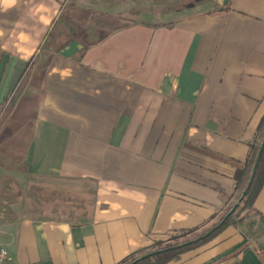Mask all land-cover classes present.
I'll return each mask as SVG.
<instances>
[{
	"label": "crops",
	"instance_id": "1",
	"mask_svg": "<svg viewBox=\"0 0 264 264\" xmlns=\"http://www.w3.org/2000/svg\"><path fill=\"white\" fill-rule=\"evenodd\" d=\"M77 2H0V146L27 176L98 186L76 221H0L8 264H119L205 226L264 116V0H186L111 31L76 22ZM166 264H264V185Z\"/></svg>",
	"mask_w": 264,
	"mask_h": 264
},
{
	"label": "rangeland",
	"instance_id": "2",
	"mask_svg": "<svg viewBox=\"0 0 264 264\" xmlns=\"http://www.w3.org/2000/svg\"><path fill=\"white\" fill-rule=\"evenodd\" d=\"M74 15L88 31L101 27L111 31L148 19L149 11L160 14L185 6L186 0H78ZM74 9L77 10L75 7ZM84 10V11H83ZM79 14V15H77ZM6 126L5 135H13ZM0 146V221L14 227L21 219L48 218L76 221L92 212L97 184L87 179L27 176L10 138Z\"/></svg>",
	"mask_w": 264,
	"mask_h": 264
},
{
	"label": "trees",
	"instance_id": "3",
	"mask_svg": "<svg viewBox=\"0 0 264 264\" xmlns=\"http://www.w3.org/2000/svg\"><path fill=\"white\" fill-rule=\"evenodd\" d=\"M264 138V116L261 119L255 139L253 143L249 145V153L248 156L242 166L241 169H239L235 176V189H234V196L232 200L217 214L213 215L211 219L205 224V226L190 230L181 232L177 235L172 236L167 242L156 244L153 249L141 256L131 255L127 258H125L123 261H121L119 264H166L170 260L176 258L180 253L189 250L191 248L197 247L210 239H212L216 234H218L221 230H223L226 226L231 224L233 220L240 216V214L245 210H250L252 208V204L254 199L256 198L258 192L260 191L261 187L264 185V147L258 162V166L255 172V175L253 177L252 183L248 189V192L246 196L241 200L239 205L237 206L236 210L227 218V220L218 228L216 229L212 234H210L207 238L198 241L197 243H194L190 246L184 247L182 249L170 251L164 254H158L153 255L149 257H145V255L150 254L152 252H156L158 250L167 249L170 247L177 246L179 244H183L185 242L194 240L206 232H208L210 229L215 227L220 220L230 211V209L236 204L238 201L242 191L244 190L247 181L250 176V172L257 154V151L260 147V144Z\"/></svg>",
	"mask_w": 264,
	"mask_h": 264
},
{
	"label": "water",
	"instance_id": "4",
	"mask_svg": "<svg viewBox=\"0 0 264 264\" xmlns=\"http://www.w3.org/2000/svg\"><path fill=\"white\" fill-rule=\"evenodd\" d=\"M263 147H264V138L260 144V147L257 151V154H256V157H255V160H254V163H253V166H252V169H251V172H250V176H249V179L247 181V184L244 188V190L242 191L238 201L236 202V204L230 209V211L220 220V222L215 226L213 227L212 229H210L208 232H206L205 234H203L202 236L194 239V240H191V241H188V242H185L183 244H179L177 246H174V247H170V248H167V249H163V250H158L156 252H152L150 254H147L145 255V257H149V256H153V255H158V254H164V253H167V252H170V251H174V250H178V249H182L184 247H187V246H190L194 243H197L198 241H201L205 238H207L210 234H212L216 229H218L226 220L227 218L236 210L237 206L239 205V203L241 202V200L246 196L247 192H248V189L252 183V180H253V177L255 175V172H256V169H257V166H258V162H259V159H260V156H261V153H262V150H263Z\"/></svg>",
	"mask_w": 264,
	"mask_h": 264
},
{
	"label": "built area",
	"instance_id": "5",
	"mask_svg": "<svg viewBox=\"0 0 264 264\" xmlns=\"http://www.w3.org/2000/svg\"><path fill=\"white\" fill-rule=\"evenodd\" d=\"M12 260L8 250L4 247H0V264H8Z\"/></svg>",
	"mask_w": 264,
	"mask_h": 264
},
{
	"label": "clouds",
	"instance_id": "6",
	"mask_svg": "<svg viewBox=\"0 0 264 264\" xmlns=\"http://www.w3.org/2000/svg\"><path fill=\"white\" fill-rule=\"evenodd\" d=\"M0 2L6 4V5H11L15 3V0H0Z\"/></svg>",
	"mask_w": 264,
	"mask_h": 264
}]
</instances>
